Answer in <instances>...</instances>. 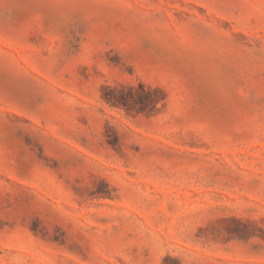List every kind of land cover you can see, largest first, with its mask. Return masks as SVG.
Segmentation results:
<instances>
[{
	"label": "rangeland",
	"instance_id": "rangeland-1",
	"mask_svg": "<svg viewBox=\"0 0 264 264\" xmlns=\"http://www.w3.org/2000/svg\"><path fill=\"white\" fill-rule=\"evenodd\" d=\"M0 264H264V0L0 10Z\"/></svg>",
	"mask_w": 264,
	"mask_h": 264
},
{
	"label": "trees",
	"instance_id": "trees-1",
	"mask_svg": "<svg viewBox=\"0 0 264 264\" xmlns=\"http://www.w3.org/2000/svg\"><path fill=\"white\" fill-rule=\"evenodd\" d=\"M138 90L140 91V96L142 97V99L140 98L139 102L135 98V88H131L129 93L123 88L107 86L104 89L103 99L107 104L113 107H136L137 113L140 112L142 107L141 100L148 98L150 100V110H152L165 99L157 97L160 92L159 88L152 89L151 87H146L143 84H139Z\"/></svg>",
	"mask_w": 264,
	"mask_h": 264
},
{
	"label": "clouds",
	"instance_id": "clouds-1",
	"mask_svg": "<svg viewBox=\"0 0 264 264\" xmlns=\"http://www.w3.org/2000/svg\"><path fill=\"white\" fill-rule=\"evenodd\" d=\"M11 4V0H0V10L6 11Z\"/></svg>",
	"mask_w": 264,
	"mask_h": 264
}]
</instances>
